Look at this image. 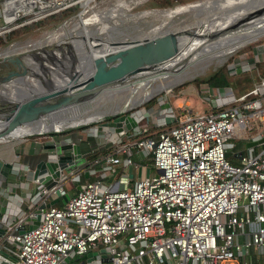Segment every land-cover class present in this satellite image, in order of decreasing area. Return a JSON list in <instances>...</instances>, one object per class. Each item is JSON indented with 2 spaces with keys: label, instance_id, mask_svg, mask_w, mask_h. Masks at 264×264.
I'll return each mask as SVG.
<instances>
[{
  "label": "built area",
  "instance_id": "1",
  "mask_svg": "<svg viewBox=\"0 0 264 264\" xmlns=\"http://www.w3.org/2000/svg\"><path fill=\"white\" fill-rule=\"evenodd\" d=\"M5 1L0 0V30L5 23L14 28L68 8H79L78 16L97 0ZM6 13L13 15L7 22ZM212 95L216 104L207 111L177 116L167 108L152 124L160 129L146 136L133 137L150 125L139 123L145 116L137 111L136 125L121 137L107 131L106 141L115 146L104 144L109 149L61 171L48 188L32 179L30 209L21 210L17 197L0 235L9 264H58L64 257L65 264H264V79L237 95L230 86ZM251 123L256 130L247 133ZM134 153L150 155L149 173L127 177L119 188L121 173L141 164ZM120 161L125 170L107 179ZM66 178L83 186L64 203L41 208L39 223L19 232L39 202L67 192Z\"/></svg>",
  "mask_w": 264,
  "mask_h": 264
},
{
  "label": "rangeland",
  "instance_id": "2",
  "mask_svg": "<svg viewBox=\"0 0 264 264\" xmlns=\"http://www.w3.org/2000/svg\"><path fill=\"white\" fill-rule=\"evenodd\" d=\"M254 1L255 0H171V4L161 7L157 5L158 0H97L92 3L88 9L86 8L87 10L83 11V17H90L95 12L99 13L100 11H107L112 8L111 11L115 12V15H109L107 18H104L102 22L108 25H114L113 30L111 29L107 32L100 30L102 22H92L91 20L87 22L86 27L95 30L94 33L96 37H99L101 40H130L134 37L138 38L140 32H147L152 26L159 24L161 22V17L158 15V10L161 9L173 14L166 26L172 28L190 23L193 21V17H204L206 20L210 21L211 19L217 20L218 15L228 14L232 16L254 3ZM76 9L79 10V8ZM75 12H73V10L65 11L63 14H59L55 17H47L41 19V21L38 19L40 22H32V26L29 25L31 22L24 23L20 25V28L19 26L12 28V23H5L3 29L0 30V36L1 39H3V42L0 43V49L11 47L15 44L23 46L20 48L21 50L31 49L34 52L31 58L33 60L35 59L34 61L38 64L39 68L45 70L51 68L50 66L53 67L54 64L52 61L57 58L63 59L62 61L66 64L71 61V59L66 62L65 60L67 59L64 60L63 57H70V52H74L73 48H53L50 52H45V49L50 47L53 43H58V40H67L68 34H65V31H70V34L73 36L77 35L76 27H72L73 23L78 18ZM3 23L4 20L0 17V25ZM16 28H18L16 33H8ZM62 30L63 34H61L60 37L52 40L46 39L50 34ZM95 35L92 37L93 40L96 38L94 37ZM65 42L67 43L66 45L71 44L69 40ZM219 54V50H211L205 52V55H203L205 58L203 56L197 57V59H193L189 56L179 57L173 62L164 64L162 70H160L161 76L155 80L148 79L149 83H144L146 79L140 78L134 83H131L132 86L130 85V87L132 89L127 88L126 90V88H121L118 90H111V92H104L92 102V105H87V107L85 106L86 108L80 107L74 111V114L79 115L94 113L97 115L96 118L88 121H79L73 125H65L62 128L66 129V133H69L75 140L80 139L79 142L83 145L82 147L88 144L85 142H89V147L85 150L87 153L91 150L104 148V144L111 146L117 144L116 141H106L107 131L104 130L101 132L95 127L98 122L108 120L106 117L114 113L123 110L126 111V109L129 108H133L132 110L137 109L145 116L139 123L146 122L152 125L155 119L169 107L172 109L182 108L185 109L184 112H186V109H190L191 113L207 111L210 106L216 104L215 96L212 94L216 93L218 86H209L203 81L198 82L193 79L205 78L221 65L226 67V64H229L228 69L230 71L235 70L238 72L237 74L229 75L230 85L236 95L247 91L254 83H258L261 79H264V34L263 36L260 35L254 40H250L233 48L222 56V60H216L215 57ZM207 56L210 57L208 58ZM181 63H183L181 67L170 71L175 65ZM241 63L244 65L240 66ZM45 64L48 66L47 69L44 68ZM64 64H60L62 70H66ZM246 64H248L250 69L241 70L240 67L246 66ZM233 65L235 66L232 67ZM45 73L46 76L50 74L49 72ZM168 80L174 81L166 85V87L152 91L150 94L146 93L150 85L151 87L154 85L155 88L158 82ZM209 94L211 98L208 100L207 97ZM261 103L264 107V97L261 98ZM83 124L84 126H81ZM258 124L261 128L262 122L259 121ZM251 125L252 128H246L247 133L256 130L254 124L251 123ZM50 131H56V129H48L42 132L49 133ZM36 133L38 132L32 131L22 134L23 136L21 135L16 139L9 138L0 141V145H8L12 143V141L17 139L20 140L25 137L32 139L36 136ZM111 133L113 134V131H111ZM62 135L63 134L55 133L53 136L56 138ZM118 136L121 137V134H118ZM231 140L234 142L237 141L236 138ZM103 152L105 151L99 152L96 156L101 155ZM133 155L136 160L141 162L148 161L150 157V155L144 157L137 153ZM84 161L85 157L82 155L77 157L75 162L70 165L66 171L82 165ZM121 170H125V168L122 167L121 161L115 163L107 179L113 180L118 178ZM151 171H154L153 168H151ZM77 185L78 182H72L69 178H66L63 182V186L68 194H71V191L77 188Z\"/></svg>",
  "mask_w": 264,
  "mask_h": 264
},
{
  "label": "water",
  "instance_id": "3",
  "mask_svg": "<svg viewBox=\"0 0 264 264\" xmlns=\"http://www.w3.org/2000/svg\"><path fill=\"white\" fill-rule=\"evenodd\" d=\"M183 32L190 36L193 34L191 31H184V29L178 31L166 29L164 32L149 37L144 36L130 40L109 39L107 43L110 46H114V49H117L116 52H111V49L104 56L93 55L88 63V69L84 73L79 72L75 68V65L77 66V60L79 59L75 52H70L71 58L69 56L63 57L67 61L71 59L68 64H64L63 59L57 58L52 63L59 68L56 71V78L61 82L60 84H52L53 73L49 69H42L45 76V72L50 73L49 76L47 75L42 80L43 85L46 87L44 91L34 93L19 102L7 100L1 96L3 94L0 92V141L7 139L17 126L33 123L40 117H48L59 112H67L69 108L81 104L87 98H95L104 92L118 90L128 84L134 83L140 78H146V76L156 72L163 61L172 58L178 53L179 38ZM96 39L98 41L101 40L99 37H96ZM93 45L95 48H101L103 42L99 41ZM122 45H129V48L125 49L120 47ZM26 54L31 58L34 52L31 49H25L17 54H4L0 57V66L5 65L8 69L6 74H0V91L8 89L12 85L11 80L13 79L16 82L24 83V79L28 78V74L35 71L28 64L26 60L27 56L25 57ZM60 64H64L66 70H62ZM182 65L183 63L175 65L170 71L176 70ZM47 67V64H45L44 68L47 69ZM63 82L65 83L63 84ZM137 111V109L131 111L123 110L114 113L110 115L112 116L110 119L98 122L95 127L99 131L108 129L107 131L122 134L124 130L136 125L137 121L134 114ZM47 130H41V132ZM65 137L63 134L55 142L43 145L42 149L44 150L34 153L37 160L30 167L31 178L37 179L46 188L53 185L59 173L66 170L83 153L82 147L78 142L66 141ZM15 166L16 163L0 158V180L6 181L8 174L13 171ZM148 173L149 165H138L137 177H144ZM83 174L85 177H88L87 171H84ZM132 176V167L129 165L127 172L121 173L118 187H125L127 177L131 178ZM82 186L83 184H78L77 188ZM58 192L56 189L57 194ZM68 198L69 194L64 192L60 194V198L54 197L46 202H39L34 208L36 215L33 220L26 228L19 226L18 231L22 232L35 227L42 218L41 208L43 209L59 200L64 203ZM6 220H8L7 213L0 211V235L3 233V225ZM92 253L93 251L87 252V257H90ZM0 257L3 258L0 264H9L11 257L2 250H0ZM67 260L68 257H64L58 264H65Z\"/></svg>",
  "mask_w": 264,
  "mask_h": 264
},
{
  "label": "bare ground",
  "instance_id": "4",
  "mask_svg": "<svg viewBox=\"0 0 264 264\" xmlns=\"http://www.w3.org/2000/svg\"><path fill=\"white\" fill-rule=\"evenodd\" d=\"M5 2L6 3L9 2V0H6ZM111 9L112 8L108 9L107 11H102V12L100 11L99 13L95 12L90 17H83L82 12H79L77 20L72 25L73 28L76 27L77 35L73 36L70 34V31L69 32L65 31V34L66 33L68 34L67 40H69L71 44L66 45L67 43L65 41L67 40L65 41L58 40V43H53L50 45V47L46 48L45 52H50L53 50V48L54 49H58V48L62 49L63 47L73 48V51L79 58L77 60V66L75 65V68H77L79 72H82V73L86 72L88 69V63L93 55L94 56L96 55L104 56V54H106V52H108L111 49H112L111 52H116L117 50V49H114L115 48L114 46H110L107 43L108 42L107 39L100 40V42H103V45L101 48L93 47L94 46L93 44L99 41L98 39L96 40V38H94V40L92 39L93 35H95L94 33L95 30L88 29L86 27L87 22H89L90 20L92 22H97V21L102 22V20L104 18H107L109 15H115V12L111 11ZM158 15L161 17V22L157 25L152 26L150 30H148L147 32L146 31L140 32L138 38H142L144 36L149 37L151 35L164 32L166 29L173 30V31L184 29V31H191L193 34L190 36V35L184 34L183 32V34H181L179 38L180 41H179L178 53L174 55L172 58H169L163 61L161 65L157 68L158 70L156 72L146 76L145 78L146 82L144 83H149L148 79L155 80L156 78L160 77L161 76L160 70H162L163 65L166 63L173 62L179 57L189 56L193 59H197V57H201L205 55L206 51L219 50L220 54L217 57H215V59L222 60L221 59L222 56L225 53L232 50L233 48L245 42H248L250 40H254L260 35L263 36L264 34V0H255L254 3H252L245 9L241 10L240 12L232 16L228 14L218 15L217 20L211 19L210 21L206 20L204 17H193V21H191L190 23H186L180 26H175L172 28H168L166 26L169 22V19L171 18L173 14L169 13L166 10L161 9V10H158ZM12 17H13L12 14L6 13V17H5L6 22L11 20ZM111 29L112 30L114 29V25H108L102 22L100 26V30H104L105 32H107L108 30H111ZM115 30L118 31L117 29ZM61 34H63V30L50 34L49 36L46 37V39L52 40L57 37H60ZM94 37H96V35ZM22 47L23 46H19L15 44V45H12L11 47L0 49V57L3 56L4 54H12V53L17 54L21 51L20 48ZM120 47L128 49L129 45H125V46L122 45ZM28 56L29 55L27 54L25 55L26 60L28 64L30 65V67L32 66V68H34L35 71L28 74V78L24 79V83L16 82V80L13 79L11 80L12 85L9 86L8 89L6 90L4 89L0 91L1 94H3V95L1 94L0 95L6 98L7 100H11L12 102H19L20 100L26 97H29L30 95L34 93L41 92L46 89L45 85H43V82H42V80H44L43 78L46 77L45 74L42 72L43 70L39 68L38 64L34 61L35 59L33 60L32 58ZM65 61L67 62V60ZM68 63L69 62H67L66 64ZM50 67L51 68H49V70L53 73V79L51 80V83L60 84L61 82H59L58 79L56 78L57 77L56 71H58L57 69L59 68L56 65H54L53 67L52 66ZM7 70L8 69L5 65L0 66L1 75L6 74ZM172 81L174 80L158 82L155 88H154V85L152 87L150 85V88L149 90H147L146 93L150 94L152 91L156 89L166 87V85L171 84ZM64 83L65 82H63V84ZM130 85L131 84H128L124 88H126V90L127 88L132 89ZM108 92H111V91H108ZM99 96H101V94L95 98L94 97L87 98L81 104L74 105L72 106V108H69L68 111L65 113L59 112L54 115L52 114L48 117L47 116L40 117L38 120H36L33 123H26L25 125L17 126L10 133L7 139L9 138L16 139L22 134H26L32 131H40V130H47V129H58L59 130L65 125H73L79 121H88L93 118H96L97 115L94 113H89L86 115H79V114H74V111L77 108L85 107V106L87 107V105H92V102L96 100V98H98ZM0 124H1V120H0ZM93 131H94V127H93Z\"/></svg>",
  "mask_w": 264,
  "mask_h": 264
},
{
  "label": "crops",
  "instance_id": "5",
  "mask_svg": "<svg viewBox=\"0 0 264 264\" xmlns=\"http://www.w3.org/2000/svg\"><path fill=\"white\" fill-rule=\"evenodd\" d=\"M108 129H105L107 131ZM111 132V131H110ZM69 135L72 141L78 142L81 147L83 146L79 140H75L69 133H66ZM117 135V133L113 132L111 133V138H114ZM59 137L54 136H44V135H36L34 138H23L20 140L12 141L10 144L6 145H0V158L5 161H10L16 163L15 168L12 172H10L7 176L6 181L0 180V211L6 212L7 217H13L12 210L13 203H19L18 200L21 198L20 202V208L23 211H27L30 209V202L28 199V195L32 190L35 188V183L33 182L30 174V167L33 166L34 162L37 160L36 155L34 154L36 151L44 150L42 149V146L45 144H49L51 142H55L56 139ZM88 144H85L84 147H82V156L85 157L84 163L87 161L86 159V148L89 147V142H85ZM250 143V142H248ZM238 147H240V141L237 143ZM133 159L141 164H146V162L138 161L134 158ZM236 161V160H235ZM83 163V164H84ZM137 170L133 172V176L137 177L136 175ZM91 177V176H90ZM87 177H82V182ZM81 182V183H82ZM78 183V184H81ZM18 197V200L16 198ZM13 198V199H12ZM15 198V200H14ZM13 202V203H12ZM12 203V204H11ZM58 203H62L60 200ZM16 212L14 214H19V211H17V208L14 209Z\"/></svg>",
  "mask_w": 264,
  "mask_h": 264
},
{
  "label": "trees",
  "instance_id": "6",
  "mask_svg": "<svg viewBox=\"0 0 264 264\" xmlns=\"http://www.w3.org/2000/svg\"><path fill=\"white\" fill-rule=\"evenodd\" d=\"M172 2H171V0H158V3H157V5H159V6H161V7H164V6H167V5H169V4H171ZM71 10V8H68V9H66V10H63V11H61V12H59V13H55V14H51V15H48V16H45V17H43V18H40L39 20L41 21V19H44V18H47V17H55V16H57V15H59V14H63V12H65V11H70ZM36 21H38V20H35V21H32L33 23H37ZM40 21H38V22H40ZM29 23V25L30 26H32V24L33 23ZM19 28H20V26H19ZM17 29L18 28H16V29H13V30H11L10 32H8V33H16V31H17ZM1 42H3V39H1V36H0V43ZM247 47V46H246ZM228 65L229 64H226V67H223V65H221L220 67H218L214 72H212L211 74H209V75H207L205 78H201V79H199V78H195V79H193V80H195V81H203V82H205V83H207L209 86H220V87H222V86H230L231 87V89L233 90V88H232V86L230 85V81H229V75L230 74H237L238 72L237 71H235V72H231L229 69H228ZM255 84V83H254ZM234 91V90H233ZM133 108H129V109H127L126 111H131ZM209 109H213V107H209L207 110H209ZM174 111H175V113H176V115L178 116V115H180L181 114V112H184L185 111V109H182V108H176V109H174ZM186 112H191V110L189 109H186ZM112 116H107L106 117V119H110ZM172 122H174V120L172 121ZM172 122H170V123H172ZM81 126H84V124L83 125H81ZM160 129V127L159 126H155V125H149V127H148V129L146 130V131H144L143 133H141V134H139V135H135V136H133V137H138V136H146V135H150V134H152L154 131H158ZM55 133H59V134H66V129H63V128H60L59 130H56V131H50L49 133L48 132H46V133H44V132H38V133H36V135H44V136H49V135H51V136H53ZM107 149H109V146H106V147H104V148H100L99 150H91V151H88L87 152V154H86V159L87 160H90V159H92L94 156H96L99 152H101V151H106ZM146 162H148V161H146ZM54 204H59L58 202H56V203H54Z\"/></svg>",
  "mask_w": 264,
  "mask_h": 264
}]
</instances>
